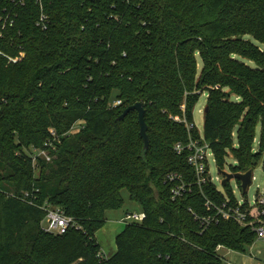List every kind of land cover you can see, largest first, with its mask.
Wrapping results in <instances>:
<instances>
[{"label": "trees", "instance_id": "1", "mask_svg": "<svg viewBox=\"0 0 264 264\" xmlns=\"http://www.w3.org/2000/svg\"><path fill=\"white\" fill-rule=\"evenodd\" d=\"M16 1L0 0V13L15 5L19 14L0 48L25 52L18 62L0 55V176L18 196L0 193V264H225L219 244L242 252L253 244L255 232L232 220L202 232L192 212L215 213L206 197L236 201L230 182L225 192L208 183L205 195L195 187L173 200L165 176L195 181L190 151L174 146L199 138L188 125L204 91L203 135L218 168L228 156L231 172L264 159V0ZM137 102L147 149L138 113L119 119ZM51 129L61 143L35 171L25 151L44 147ZM34 189L36 205L21 199ZM124 189L146 218L126 224L107 257L96 233L123 206ZM46 200L75 219L65 234L43 228Z\"/></svg>", "mask_w": 264, "mask_h": 264}, {"label": "built area", "instance_id": "2", "mask_svg": "<svg viewBox=\"0 0 264 264\" xmlns=\"http://www.w3.org/2000/svg\"><path fill=\"white\" fill-rule=\"evenodd\" d=\"M12 2L17 4L16 0H12ZM15 7V5L7 6L0 13V37L2 38L5 36V32L8 29L13 28L16 24L19 14ZM37 25L41 26L43 29L47 28L45 15L41 16L37 22ZM0 55L13 62H18L22 59V57L25 56V52L20 51L18 56H11L5 50L0 48ZM6 102L7 99L0 98V111ZM121 103V100H113L111 105L116 107ZM173 119L177 120L175 117H173ZM194 127H196L194 123L189 124V131ZM71 132L72 131L69 133ZM59 143H61V136L56 132L55 129H51L50 137L44 143V147L39 148L31 146L30 148L26 149L25 152L29 156L32 167L35 171H38L39 169L38 164L40 159H45L47 161L52 159L54 153L58 150ZM174 150L179 155L185 150L190 151L187 157V162L194 170L195 181L187 182L184 180L183 175L179 172L172 171L167 173L165 176V182L173 183L171 188V197L173 200L192 193L195 187H198L201 190V193L205 195L203 187L208 183H212L217 187L213 177L210 174V167L208 163L209 155L214 156V154L212 149L209 147L208 142L205 140L203 133L200 132L199 138L190 136L187 144L177 142L174 146ZM5 183L6 182L0 176V193H5L6 197H18L16 192L6 190L4 188ZM38 191V189H34L32 191L25 190L22 192L21 199L25 202L36 205L38 200ZM205 206L208 208H214L215 213L199 215L192 211L195 216V220H197L200 224L202 232L213 223H219L221 220H232L243 228H250L255 232L257 239L264 241V194L258 195L252 202H250L245 196H243L241 200L237 199L236 201H232V199L226 195L225 199L221 203H215L206 197ZM40 207L46 212V216L43 220V228L48 232L54 234H65L76 224L75 219L72 216L67 215L63 209L50 204L47 200ZM145 218V212H133L128 213L124 218H122V221H124L126 224H129L132 222H142ZM222 249L228 248L223 244H219L216 247L217 254L221 255Z\"/></svg>", "mask_w": 264, "mask_h": 264}, {"label": "rangeland", "instance_id": "3", "mask_svg": "<svg viewBox=\"0 0 264 264\" xmlns=\"http://www.w3.org/2000/svg\"><path fill=\"white\" fill-rule=\"evenodd\" d=\"M248 63L254 66L253 63ZM207 98L208 92L204 91L200 96L199 102L194 108L193 123L195 124V128L198 132L200 131L201 133H203L204 129V116L205 107L207 106ZM79 127L80 123H77L72 132L78 130ZM258 139L259 129L255 141V148L258 147ZM208 163L210 167V174L213 177L217 188L222 192H225L222 184L223 175L218 171V166L215 162L214 156L209 155ZM233 163V157L228 156L226 164L222 170L230 173L231 170L229 166ZM230 185L232 186L237 199L241 200L243 198V194L237 180H231ZM261 194H264V159H261L253 167V180L252 184L248 187L246 197L250 202H252L258 195ZM122 196L124 198L123 206L118 209L109 210L106 214L105 224L96 233L97 239L101 244L102 251L106 256L113 255L116 250V235L126 225V223L122 221V218H124L128 213L141 212L140 205L130 199L129 193L126 189L122 190ZM221 255L224 257L225 264H264V241L256 238L253 244L246 245L244 252L232 249H222Z\"/></svg>", "mask_w": 264, "mask_h": 264}, {"label": "water", "instance_id": "4", "mask_svg": "<svg viewBox=\"0 0 264 264\" xmlns=\"http://www.w3.org/2000/svg\"><path fill=\"white\" fill-rule=\"evenodd\" d=\"M136 111L138 113V121L140 125V134L144 140V147L147 149L149 147V135H148V124L145 120V109L141 102H137L129 107H127L123 113L119 116V119H124L130 112ZM207 107L205 108V112ZM218 171L223 175L222 184H226L231 180H237L241 183V188L243 193H246L248 187L252 184L253 180V170L250 169L246 172H225L221 168H218Z\"/></svg>", "mask_w": 264, "mask_h": 264}, {"label": "crops", "instance_id": "5", "mask_svg": "<svg viewBox=\"0 0 264 264\" xmlns=\"http://www.w3.org/2000/svg\"><path fill=\"white\" fill-rule=\"evenodd\" d=\"M99 241V240H98ZM100 243V242H99ZM116 251V250H115ZM105 254V253H104ZM106 256V255H105ZM107 257H109V256H107ZM230 264V263H229Z\"/></svg>", "mask_w": 264, "mask_h": 264}]
</instances>
